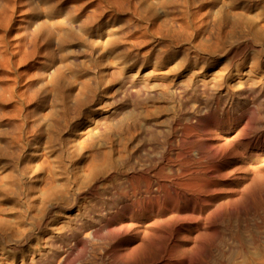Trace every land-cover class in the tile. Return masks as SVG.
Masks as SVG:
<instances>
[{
	"label": "bare ground",
	"instance_id": "obj_1",
	"mask_svg": "<svg viewBox=\"0 0 264 264\" xmlns=\"http://www.w3.org/2000/svg\"><path fill=\"white\" fill-rule=\"evenodd\" d=\"M254 29L188 37L178 52L171 42L166 60L137 67L114 52L106 114L72 152L47 140L39 185L23 190L26 229L6 242L26 248L18 264H264V36Z\"/></svg>",
	"mask_w": 264,
	"mask_h": 264
},
{
	"label": "rangeland",
	"instance_id": "obj_2",
	"mask_svg": "<svg viewBox=\"0 0 264 264\" xmlns=\"http://www.w3.org/2000/svg\"><path fill=\"white\" fill-rule=\"evenodd\" d=\"M0 9V228L10 230H0V256L9 254L17 264L26 248L6 242L26 229L24 188L31 179L39 185L47 140L67 139L65 151L72 152L81 129L106 114L116 93L107 70L120 64H113L114 52L136 59L131 62L137 67L147 57L166 60L171 42L191 37L206 43L222 31L264 29V0H0ZM255 29L256 37L264 36ZM177 43L174 52L182 48Z\"/></svg>",
	"mask_w": 264,
	"mask_h": 264
}]
</instances>
